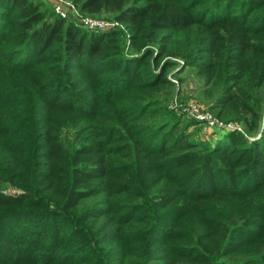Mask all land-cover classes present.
<instances>
[{"label": "trees", "instance_id": "obj_1", "mask_svg": "<svg viewBox=\"0 0 264 264\" xmlns=\"http://www.w3.org/2000/svg\"><path fill=\"white\" fill-rule=\"evenodd\" d=\"M43 1L0 0V182L20 189L0 192V239L37 219L93 260L105 237L84 224L101 222L149 250L134 264H264V129L206 143L159 107L178 58L230 71L219 106L252 110L237 82L264 84V0H74L125 24L129 47L119 29L89 30Z\"/></svg>", "mask_w": 264, "mask_h": 264}, {"label": "rangeland", "instance_id": "obj_2", "mask_svg": "<svg viewBox=\"0 0 264 264\" xmlns=\"http://www.w3.org/2000/svg\"><path fill=\"white\" fill-rule=\"evenodd\" d=\"M74 1V0H73ZM43 7L48 9L50 15L54 14L50 3L42 2ZM106 24L107 29H119L126 41V46L129 47L128 27L113 18L112 14L103 13L101 15L92 16ZM150 47H154L150 45ZM131 51V50H128ZM171 58L165 56L160 59V70L166 59ZM178 62L177 65L168 69L167 76L171 80V87L164 92H160V99L163 104L159 106L167 113L173 114L177 120L182 119L187 124L188 132L192 133L193 137L198 141L206 143H219L228 135L240 130L246 137H259L264 129V84L261 86L250 85L247 80H239V87L247 89L252 93V98L249 105L252 110H244L242 108H232L227 111L224 106H219L220 95L224 93L228 87L235 84L230 76V71L215 74L214 76H205L199 72L198 68L193 65H185L178 59L172 58ZM238 86H235L234 89ZM195 107L196 110H192ZM258 115L259 127L254 135L249 130L248 124ZM66 137H71V133H66ZM20 189L8 181L0 182V192L14 193ZM100 200L99 196H93L82 200L80 210L91 203ZM79 213V212H78ZM75 213V218L77 214ZM82 217L75 219V223L83 224ZM102 221V218L101 220ZM29 223L31 233L19 232L17 224L8 228L7 235L0 239V264H134L142 261L144 255L149 254V250L143 247V244L138 242L132 233L125 232L119 238L112 233L106 234L103 231L100 223L97 227H93L90 221L85 222L88 225L90 232L97 229L100 236L105 237V241L94 242L96 246V254L91 255V259L86 260L87 256L75 254L72 247L73 240H60V244L56 238L49 236V231H42L38 220L31 219ZM139 227V222L135 223ZM26 231V230H25ZM109 235V236H104ZM49 245L57 246V252L49 249ZM163 244H156L152 249H156L157 253Z\"/></svg>", "mask_w": 264, "mask_h": 264}, {"label": "built area", "instance_id": "obj_3", "mask_svg": "<svg viewBox=\"0 0 264 264\" xmlns=\"http://www.w3.org/2000/svg\"><path fill=\"white\" fill-rule=\"evenodd\" d=\"M52 4V7L56 14L61 17L71 19L81 27L89 30H104L106 24L98 20L91 15L83 13L73 0H45ZM119 23L118 21H116ZM192 110H196L192 107Z\"/></svg>", "mask_w": 264, "mask_h": 264}]
</instances>
